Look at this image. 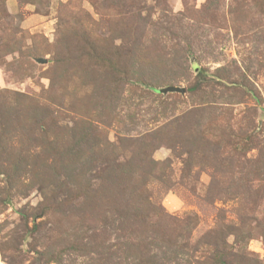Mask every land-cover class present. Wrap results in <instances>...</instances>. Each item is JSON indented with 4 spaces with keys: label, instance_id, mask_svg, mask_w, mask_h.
Instances as JSON below:
<instances>
[{
    "label": "rangeland",
    "instance_id": "obj_1",
    "mask_svg": "<svg viewBox=\"0 0 264 264\" xmlns=\"http://www.w3.org/2000/svg\"><path fill=\"white\" fill-rule=\"evenodd\" d=\"M0 264H264V0H0Z\"/></svg>",
    "mask_w": 264,
    "mask_h": 264
},
{
    "label": "water",
    "instance_id": "obj_2",
    "mask_svg": "<svg viewBox=\"0 0 264 264\" xmlns=\"http://www.w3.org/2000/svg\"><path fill=\"white\" fill-rule=\"evenodd\" d=\"M162 91H180V92H184L185 88L183 87H179V86H167L166 88H163Z\"/></svg>",
    "mask_w": 264,
    "mask_h": 264
}]
</instances>
